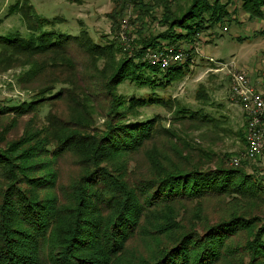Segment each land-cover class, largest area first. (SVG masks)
I'll return each instance as SVG.
<instances>
[{
	"label": "trees",
	"instance_id": "trees-1",
	"mask_svg": "<svg viewBox=\"0 0 264 264\" xmlns=\"http://www.w3.org/2000/svg\"><path fill=\"white\" fill-rule=\"evenodd\" d=\"M221 1L184 0L175 9L168 0L136 2L144 16L161 8L165 30L146 38L139 33L146 22L136 24L131 51L115 38L100 44L86 32L41 31L49 22L21 7L28 35H0V72L20 69L15 84L31 93L0 106V117L11 115L0 131V264H264V176L249 173L247 160L223 167L211 149L162 125L163 116L143 119L140 110L176 108L170 123H195L209 133L220 121L172 99L118 93L125 81L164 89L179 81L182 64L162 70L143 54L192 47L202 33L230 22V0ZM240 3L248 20L264 19V0ZM61 104L66 117L57 112ZM26 115L34 122L6 141ZM240 137L245 142V130ZM139 154L140 172L132 159ZM65 156L76 172L61 185L56 164ZM211 199L228 212L208 218L203 203Z\"/></svg>",
	"mask_w": 264,
	"mask_h": 264
},
{
	"label": "rangeland",
	"instance_id": "rangeland-1",
	"mask_svg": "<svg viewBox=\"0 0 264 264\" xmlns=\"http://www.w3.org/2000/svg\"><path fill=\"white\" fill-rule=\"evenodd\" d=\"M139 1L126 0L123 5L116 0H0V35L14 32L28 35L20 9L30 7L32 17L49 22L41 28V31H53L73 36L86 32L100 44L115 38L125 48L128 45L135 48L130 41L138 39L134 30L136 24L141 27L140 23L146 22L144 31H139L146 38L155 37L165 30L159 23L162 9L149 10V16L141 15L140 7L136 4ZM142 1L152 4L151 0ZM168 1L171 2V8L175 9L176 2L184 0ZM226 1L222 0L221 3ZM240 5V0H230L228 12L231 14V21L202 33L198 38V43H201L199 45L196 43V46L192 45L197 49H193L190 45L187 47L188 43L179 44L181 45L179 47L185 51L181 65L184 76L179 81L171 82L165 89L159 86L136 87L128 81L118 88V93L123 97L172 99L178 108L210 113L220 121L221 125L211 133L204 130L206 127L201 126L199 129L195 123L174 121L170 123L172 116L175 115L171 112H174L176 108L168 112L162 107L153 105L140 110L143 119L154 115L163 116L165 120L162 121V125L166 128L171 127L179 136L187 137L193 144L211 149L214 153V160H221L225 168H230L231 161L241 157L245 150V142L240 137L245 130L244 116L238 104L231 99L229 92L232 74L235 72L247 74L252 85L264 93V35L259 34L264 30V19L248 20ZM262 10L264 13V8ZM112 14L114 19L111 18ZM39 20L38 23H41ZM201 44H206V51L209 54L205 58L199 54ZM130 47L129 51H131ZM209 58L215 62H209ZM19 73L20 69L13 68L0 72V106L17 105L30 96L31 93L22 91L15 84ZM156 78L164 81L162 74L156 75ZM46 110L47 107L43 108L38 114L39 117L42 118ZM58 111L64 117L68 112L63 104L58 106ZM97 117L96 126H100L103 119ZM29 119L34 122L31 115L21 117L16 128H12L5 140L9 141L19 137ZM10 121L11 115L0 117V131L3 127L9 126ZM35 121L42 125L41 119H35ZM160 142L159 139V145H161ZM142 157V154L132 157L139 172L141 170L138 162L142 160ZM249 162L250 164L244 166L249 168V173L264 176V154L257 160ZM56 169L59 172L58 183L61 185L66 184L68 178L76 172L73 160L68 156L57 162ZM226 202L232 203L233 201L227 200ZM194 205L191 203L188 208L192 209ZM203 208L210 219L224 216L228 212L226 204L221 199L206 200Z\"/></svg>",
	"mask_w": 264,
	"mask_h": 264
},
{
	"label": "built area",
	"instance_id": "built-area-1",
	"mask_svg": "<svg viewBox=\"0 0 264 264\" xmlns=\"http://www.w3.org/2000/svg\"><path fill=\"white\" fill-rule=\"evenodd\" d=\"M184 57V49L175 45H164L160 49L147 50L143 54V59L150 65L158 66L162 70L181 65ZM208 61L215 62L212 58ZM229 92L246 121L245 150L241 157L231 161L232 166L236 167L242 160L255 161L264 154V93L256 89L243 72L232 74Z\"/></svg>",
	"mask_w": 264,
	"mask_h": 264
},
{
	"label": "crops",
	"instance_id": "crops-1",
	"mask_svg": "<svg viewBox=\"0 0 264 264\" xmlns=\"http://www.w3.org/2000/svg\"><path fill=\"white\" fill-rule=\"evenodd\" d=\"M207 40V39H206ZM206 40H203V42H206ZM209 40V39H208ZM211 40V39H210ZM209 40V41H210ZM201 43V42H200ZM200 43H197L198 45L200 44ZM210 43V42H209ZM206 44H208V43H206ZM206 44L204 45V44H201L200 46H199V54H201V55H203L204 56V58L205 57H207V56H209V54H208V52L206 51ZM195 45V44H194ZM186 46L187 47H189L187 44H186ZM196 46V45H195ZM193 47V46H192ZM194 49H197V48H195L194 47ZM247 75V74H246ZM248 77V76H247ZM250 78V77H249ZM244 122H245V118H244Z\"/></svg>",
	"mask_w": 264,
	"mask_h": 264
},
{
	"label": "bare ground",
	"instance_id": "bare-ground-1",
	"mask_svg": "<svg viewBox=\"0 0 264 264\" xmlns=\"http://www.w3.org/2000/svg\"><path fill=\"white\" fill-rule=\"evenodd\" d=\"M245 124H246V121H245Z\"/></svg>",
	"mask_w": 264,
	"mask_h": 264
}]
</instances>
